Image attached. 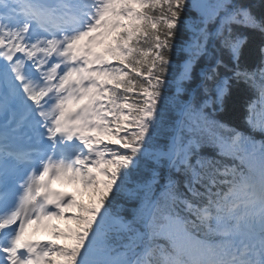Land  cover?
I'll return each mask as SVG.
<instances>
[{"label":"snow or ice","instance_id":"6c2138e0","mask_svg":"<svg viewBox=\"0 0 264 264\" xmlns=\"http://www.w3.org/2000/svg\"><path fill=\"white\" fill-rule=\"evenodd\" d=\"M0 264H264V0H0Z\"/></svg>","mask_w":264,"mask_h":264},{"label":"trees","instance_id":"16d2710c","mask_svg":"<svg viewBox=\"0 0 264 264\" xmlns=\"http://www.w3.org/2000/svg\"><path fill=\"white\" fill-rule=\"evenodd\" d=\"M173 59L179 63L180 57L174 55ZM176 71H179V69L177 68ZM250 95V93H241L234 89L232 95L226 100L224 110L218 113L217 119L242 127L243 123L240 117L243 115L244 105Z\"/></svg>","mask_w":264,"mask_h":264},{"label":"rangeland","instance_id":"374dc122","mask_svg":"<svg viewBox=\"0 0 264 264\" xmlns=\"http://www.w3.org/2000/svg\"><path fill=\"white\" fill-rule=\"evenodd\" d=\"M68 191H71V189H67Z\"/></svg>","mask_w":264,"mask_h":264}]
</instances>
